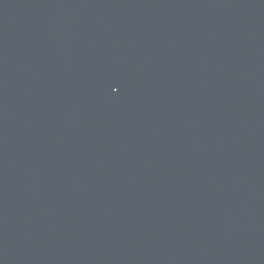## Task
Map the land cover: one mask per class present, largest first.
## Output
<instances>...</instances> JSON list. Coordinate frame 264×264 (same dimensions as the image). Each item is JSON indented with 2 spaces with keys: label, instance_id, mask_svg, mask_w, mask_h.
<instances>
[{
  "label": "water",
  "instance_id": "obj_1",
  "mask_svg": "<svg viewBox=\"0 0 264 264\" xmlns=\"http://www.w3.org/2000/svg\"><path fill=\"white\" fill-rule=\"evenodd\" d=\"M0 264H264V0H0Z\"/></svg>",
  "mask_w": 264,
  "mask_h": 264
}]
</instances>
